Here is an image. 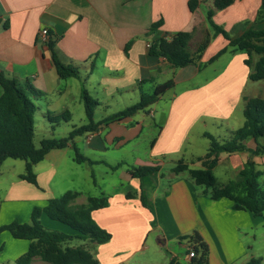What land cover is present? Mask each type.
Listing matches in <instances>:
<instances>
[{
	"label": "crops",
	"instance_id": "crops-1",
	"mask_svg": "<svg viewBox=\"0 0 264 264\" xmlns=\"http://www.w3.org/2000/svg\"><path fill=\"white\" fill-rule=\"evenodd\" d=\"M189 1L0 0V73L19 82H28L41 93L32 99L36 106L34 115L47 123L44 127H49L52 135L58 136L55 138H63L74 128L88 123L80 98L81 79L89 95L98 102L93 111L94 123L118 112L96 118V110L103 105L118 108L124 102L125 109L138 101L143 84L150 83L151 87L161 84L165 75H170L168 78L173 81L169 94L160 97L148 113L142 112L146 117H152V123L145 124L143 116L134 114L101 124L97 131L75 137L63 149L50 150L33 166L36 186L19 178L24 169L17 172L13 165L9 166L12 177L3 191L0 190V226L12 221L27 223L33 207H43L49 199L67 191L79 194L74 202L76 205L84 204L88 197H97L93 194V190L100 189L95 168L103 166L106 175L118 171L122 165L115 170L109 166L124 165L126 159L111 157L108 152L130 147L146 125L151 163L145 165L136 159V164L156 167L157 171L139 179L132 178L129 170L122 171L120 188L113 187L105 194L108 206L91 213L94 221L111 234L109 242L94 250L99 264H123L124 256L144 249V243L153 232L161 246L162 242L165 244L170 239H179L196 231L208 246V264H244L250 259V247L243 237L248 236V230L261 224L262 218L247 211L232 210L227 199H209L200 194L186 173L175 175L171 171L178 161L190 168L198 164L203 168L205 155L190 161L180 158L186 154L185 145L192 130L196 126L206 127L208 123L222 126L229 133L241 127L243 122L234 127L231 119L236 111L243 115L244 98H255L253 94L258 85V81L248 78L249 69L244 65L247 56L242 52L232 53L228 49L207 64L227 46V41L220 35L211 38L196 65L172 69L163 58L149 56L147 44L153 40L169 39L177 32H190V48L191 43H198L205 32L212 34L206 12L213 9V0H195L193 11L189 9ZM260 3L261 0H233L227 8L215 11L212 20L231 38H238L249 29L264 28V22L255 20ZM156 22L161 25L148 34L150 26ZM43 28L56 40L57 59L62 64L76 67L80 79H61L57 75L46 44L37 37ZM224 57L222 67L207 70ZM247 89L250 95H247ZM60 114H67L68 118L54 124L49 122L47 116ZM252 142H245L247 148H254ZM75 151L91 161L103 163H78ZM129 152L137 154L136 148ZM220 155L217 165L224 159L234 180L248 160L264 171V154L250 156L241 151L225 154L222 158ZM168 157L180 159L168 161ZM166 163L171 167L162 179L160 171ZM126 194H131L132 198L126 199ZM141 196L146 207L140 202ZM40 219L50 230L71 233L44 215ZM72 242L69 245H74ZM85 243L78 241L75 246ZM0 247V263L5 264V261L14 262L24 255L29 242L13 239L8 232H3ZM186 248L188 251L187 245ZM172 260L190 261L187 253L181 260L170 258L167 264Z\"/></svg>",
	"mask_w": 264,
	"mask_h": 264
},
{
	"label": "trees",
	"instance_id": "trees-1",
	"mask_svg": "<svg viewBox=\"0 0 264 264\" xmlns=\"http://www.w3.org/2000/svg\"><path fill=\"white\" fill-rule=\"evenodd\" d=\"M233 0H213V9L206 12V21L212 34L205 32L201 40L191 51L188 43L192 37L190 32H177L169 39L160 38L150 42L148 48L149 56L163 58L172 69H181L189 65L199 63L202 54L211 38L218 35L227 41V46L212 56L207 64L212 63L223 55L228 49L230 52H242L247 58L244 65L249 69L248 78L250 81H261L264 83V28L259 30L249 29L238 38H231L230 35L212 20L214 12L220 11L231 5ZM195 0L188 3L189 9L194 10ZM256 21L264 22V0H261L259 10L256 14ZM160 22L152 24L148 34L153 33ZM56 40L51 34L48 35L46 46L50 52L57 75L61 79L78 78L79 71L76 67L62 64L55 53ZM80 98L83 103L85 116L88 123L71 130L65 137L60 139L43 138L39 146L35 147L33 115L36 106L33 98L39 97L41 93L32 87L28 82H19L16 79L8 78L0 73V167L7 159L24 161V173L20 179L36 186V178L33 173V166L43 160L44 156L53 149H63L71 143L75 137L86 133L97 131L98 126L104 123L121 120L131 117L137 112L148 113L149 108L156 103L167 91L173 87L172 79L161 84H156L150 92L141 90L136 103L118 111L117 113L104 118L98 123L93 122V111L98 106L96 99L91 97L81 79ZM243 124L231 132L232 137L228 141L219 142L209 133L203 137L209 141V146L202 161L203 168H190L183 161L176 162L171 169L175 175L186 173L187 178L197 187H203L200 194L211 200L227 199L231 202V209L234 211H247L254 217H261L264 223V184L259 178L264 171L258 170L255 163L248 160L243 169L239 172L234 181H228L219 185L213 174V168L217 165L220 154H231L245 151L254 155L264 154V99L260 97L244 98ZM50 123H57L66 120L67 114L47 116ZM247 140H252L254 148L249 149L245 145ZM75 161L88 164L103 163L94 162L81 156L75 151ZM115 166H109L115 170ZM157 171L156 167L138 166L131 167L129 174L132 178H142ZM94 181V180H92ZM198 189V188H197ZM79 196L77 192L67 191L59 197L51 198L43 207H33L29 222L19 223L12 221L9 224L0 226V234L8 232L13 239L29 242L27 252L18 257L14 264H99L95 258L96 246L110 241L111 234L101 228L92 218L91 213L108 206V198L105 194L97 197H88L81 205L74 204ZM131 199V194L125 195ZM143 207H146L143 196L140 197ZM41 215L50 221L57 222L70 230V234L61 231L46 229L41 223ZM187 243L188 251L193 250L194 257L187 263H180L174 260L169 264H208L209 249L201 236L193 231L191 234L180 237ZM86 242L83 245H69L72 241ZM1 251V247H0ZM244 264H264L261 258L251 257Z\"/></svg>",
	"mask_w": 264,
	"mask_h": 264
},
{
	"label": "rangeland",
	"instance_id": "rangeland-1",
	"mask_svg": "<svg viewBox=\"0 0 264 264\" xmlns=\"http://www.w3.org/2000/svg\"><path fill=\"white\" fill-rule=\"evenodd\" d=\"M197 44V43H196ZM195 43H191L190 50L192 51L195 46ZM211 52V50L208 51V54ZM206 59V58H205ZM225 64V57L223 59H220L218 63L211 66L207 70H210L211 68H220ZM170 75H165L164 80L170 79L168 78ZM164 80H162L164 82ZM161 82V83H163ZM258 85H256L255 94H253L255 97H264V84L261 83V81L257 82ZM261 84H263L261 88ZM154 87V84L151 87L150 83H145L142 86L143 91L150 92L151 89ZM249 89H247L246 93L247 95L249 92ZM168 92V91H167ZM166 94L168 95L169 92ZM166 95V96H167ZM252 95V94H251ZM165 96V97H166ZM122 102V101H121ZM110 104H113L112 102ZM125 103L122 102V106L117 107H110L106 108L101 107L98 108L95 112L96 118H99L102 115H105V113H113L115 111H119L124 109ZM154 105H152L150 108H152ZM138 116H143L145 118V124L152 123V117L147 115V117L142 112L136 113ZM244 121L243 115L239 114V111H236L234 113L233 118L231 119V125L234 127H238L242 124ZM47 123H42V121L34 115V126H35V136L33 139V143L35 147L39 146V141L43 138H55L58 136L52 135L53 132L50 131V128L44 127ZM147 126L144 125L143 131L139 137L138 140H135L131 143L130 147L124 148V150L121 151H110L108 152L111 157H116L118 159H126V162L124 165L120 166L119 170L116 171L113 175H106L104 174L105 168L103 166H98L95 168V178L96 181L100 187V189L93 190L94 195H99L100 192H103L104 194L111 192L113 190V187H116V189L120 188L119 183H121V172L125 170H129L131 167H138L139 164H136V159H140L145 163V165H149L151 162H149L148 157V147H149V141H148V130L146 128ZM209 133L212 135L216 140L219 142L228 141L231 139L232 134L229 133V131L224 127H217L216 124L208 123L206 127H200L196 126L191 134L189 135V138L185 145V152L186 154L180 158H183L184 161H190L193 160L195 157L204 156L207 152L209 141L207 138L202 136V132ZM58 139V138H55ZM253 143V142H252ZM131 148H136V155H133L131 152ZM192 155V156H190ZM225 154H221L220 157H224ZM180 158H166L168 161L171 159H180ZM195 160V159H194ZM176 161V160H175ZM23 164L24 161L21 160H12L7 159L2 163L3 166H1V175H0V190L3 191L5 186L8 183V179H11V172H9L8 167L13 165L15 171L17 172H23ZM171 164L166 163L164 168L160 171V173L163 175L161 176L162 179H165V176L169 173L168 168H170ZM191 168L198 169L200 168L199 164L198 166H191ZM15 171L12 173H15ZM108 172V171H107ZM213 174L216 177V180L219 185H223L227 183L228 181L234 180L235 176L227 169V162L222 159V162L218 164L214 170ZM14 176V174H13ZM161 180V179H160ZM259 182L264 184V174L259 178ZM92 187V185H89ZM122 187H125L122 185ZM195 187V186H194ZM196 188V187H195ZM199 189H203V187H197ZM3 195V192H1ZM264 217V213H263ZM41 220V219H40ZM29 222V220H28ZM54 222V221H53ZM42 223V222H41ZM43 225V224H42ZM45 227V226H44ZM46 229H49L46 227ZM57 231V230H54ZM191 234V233H190ZM155 233H151L147 241L144 243V249L136 252L134 255L131 256H124L123 257V264H167L170 260V258L174 257L177 260H181L184 258L187 252L186 248V241L183 239H170L164 242H162V245L157 242ZM188 235V234H187ZM147 234L144 236L146 237ZM243 239L246 241V245H248L250 248L249 251V257L254 258H261L264 261V223L261 220V224L256 225L252 229L248 230V236ZM78 241H73L72 244L76 245ZM99 252V251H98ZM96 254V251H95ZM1 264V263H0ZM5 264H14L13 261H5Z\"/></svg>",
	"mask_w": 264,
	"mask_h": 264
},
{
	"label": "built area",
	"instance_id": "built-area-1",
	"mask_svg": "<svg viewBox=\"0 0 264 264\" xmlns=\"http://www.w3.org/2000/svg\"><path fill=\"white\" fill-rule=\"evenodd\" d=\"M0 23H1V21H0ZM48 35H49L48 30L45 29V28H43V29L39 30V32H38V34H37V37H38L39 39H41L43 43L46 44L47 41H48ZM147 48H149V44H147ZM193 257H194V255H193V250L190 249V250H189V253L187 254V258H188V259H191V258H193Z\"/></svg>",
	"mask_w": 264,
	"mask_h": 264
}]
</instances>
